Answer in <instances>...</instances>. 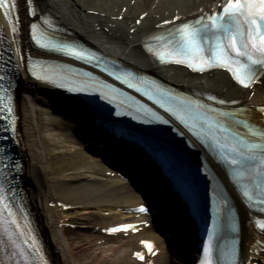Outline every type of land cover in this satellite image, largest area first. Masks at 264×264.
Wrapping results in <instances>:
<instances>
[{
  "label": "bare ground",
  "instance_id": "1",
  "mask_svg": "<svg viewBox=\"0 0 264 264\" xmlns=\"http://www.w3.org/2000/svg\"><path fill=\"white\" fill-rule=\"evenodd\" d=\"M222 1L36 0L41 11L54 14L75 35L98 40L103 48L111 50L116 58L133 68L152 72L168 83L187 89H202L221 98L237 99L251 109L257 122L264 125V115L255 110V106L264 109V75L259 80L260 85L254 84L252 88L244 89L234 84L221 70L198 75L179 67H159L141 50L142 38L158 23L165 20L179 22L204 14ZM89 10L90 14L87 13ZM20 81L17 105L22 175L26 181L28 205L53 264H142L135 257L141 249V239L146 238L153 240L157 248L156 255L147 257L146 263L169 264L173 260L184 264L180 257L182 249L173 248L177 255H168L161 241L144 226H137L136 232L108 233V228L116 222L114 213L135 204L138 199L132 196L125 183L99 176L96 165L88 163L85 153L72 144L70 136L49 112L52 105L49 97L41 92L42 85L25 74L21 75ZM62 113L65 115L64 111ZM83 124L86 131H90V126ZM92 132L98 147L109 151L106 136L99 135L95 129ZM90 141L92 139L89 138L82 146ZM122 151L128 156L126 162L142 164L133 149ZM95 159L100 158L96 156ZM100 165L108 169L104 163ZM144 166L152 174L150 165L144 163ZM156 197L165 201L168 198L159 194ZM237 205L242 247L246 251L243 264H264V252L250 248L254 233L247 224V211L239 202ZM65 206L70 207L71 211L63 212L62 207ZM102 212L108 213L104 215ZM68 214L85 220L88 230L72 232L61 225L70 222L65 220ZM186 234L188 241V232ZM260 236L264 240V231ZM159 239L162 240V237ZM174 256L180 257V260L177 261Z\"/></svg>",
  "mask_w": 264,
  "mask_h": 264
},
{
  "label": "snow or ice",
  "instance_id": "2",
  "mask_svg": "<svg viewBox=\"0 0 264 264\" xmlns=\"http://www.w3.org/2000/svg\"><path fill=\"white\" fill-rule=\"evenodd\" d=\"M28 4L30 14L35 15V10L31 9L32 0H28ZM215 7L213 6L211 15L205 14L193 22L182 23L174 30L154 37L158 44L155 47H148V51L153 52L162 63L185 65L194 72L223 68L231 73L236 83L249 88L257 82L261 74H264V0H226L220 12H217ZM16 10L17 0H0V12L8 18L13 34L18 31L15 26L17 21L13 18ZM176 19L180 18L176 17ZM32 38L40 48L62 53L71 59L89 64L96 60L95 55L86 49L70 44L42 42V38L37 36L36 24L32 25ZM40 68V65L30 66L32 75L38 81L51 83L57 87H65L67 83L76 84L73 78L77 74L71 70L64 71L62 68H57L41 71ZM108 74L128 88L141 92L166 112H170L206 147L215 150L223 163L232 168L236 177L234 183L242 190L244 197L253 201V190H255L256 202L264 204V130H259L249 125L246 120H242L239 123L247 129V132L243 136L233 134L229 125L241 115L240 112H219L198 100L171 96L158 86L150 85L147 80L137 81L130 72ZM3 79L4 77L0 76V80ZM91 87L92 85L87 81H80L78 86L69 87L67 90L84 92ZM99 87L101 99L111 100V96L103 91V88L108 86L99 85ZM116 91L117 89H112L113 93ZM10 99L8 97L9 102ZM208 99L214 98L209 96ZM4 100L5 96L0 95V111L5 110L6 107L10 115L12 112L10 103L5 106ZM217 103L225 102L220 100ZM144 111L162 123H167L150 110L144 109ZM260 111L264 112V109ZM248 136L256 138L255 141L249 140ZM0 175H4L2 170ZM217 198L226 207L227 202L223 193H218ZM138 211L144 212L146 209L141 207ZM131 227L133 226L126 225L109 231L113 233L127 231ZM258 227L264 229V223L258 222ZM212 240L213 233L210 232L208 244L204 247L202 264H213ZM9 247L13 249L10 259L16 257L15 264H36L37 260L39 264H46L41 247L27 221L23 226L20 224L16 213L7 202L5 189L0 184V250ZM145 247L154 254L151 243H145ZM136 256L140 260L144 259L141 253H136ZM232 256H235L234 251ZM0 264H5V261L0 260ZM229 264H233V261H229Z\"/></svg>",
  "mask_w": 264,
  "mask_h": 264
},
{
  "label": "rangeland",
  "instance_id": "3",
  "mask_svg": "<svg viewBox=\"0 0 264 264\" xmlns=\"http://www.w3.org/2000/svg\"><path fill=\"white\" fill-rule=\"evenodd\" d=\"M88 14H90V10H89ZM63 127H64V129L67 130V127H65V126H63ZM68 133H69V131H68ZM71 139H72V144H74L76 148L77 147L79 148L80 145L78 144L79 143L78 139L76 140V137H74L73 135L71 136ZM90 157L92 158V160L94 159V157H92V156H90ZM98 162L99 161H97V160L93 161V163L96 165L98 170L100 169L98 171L99 174L102 175L103 174V170H101V167L99 166ZM88 163L90 164V162H88ZM62 211L63 212H69V211H71V209H68V210H63L62 209ZM68 217H70V218H68ZM115 217H117V214L115 215ZM65 218H68V219H65L66 221L68 220V221H72V222H64V224L61 223V225H63L64 227L68 228L70 231L73 232V231H76V230H80V231L81 230H87L86 228H87L88 223H86L84 220L76 219L72 214H68V216H66Z\"/></svg>",
  "mask_w": 264,
  "mask_h": 264
}]
</instances>
